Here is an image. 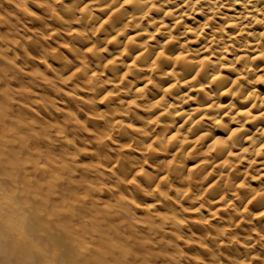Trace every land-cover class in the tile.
Listing matches in <instances>:
<instances>
[{
  "label": "clouds",
  "instance_id": "obj_1",
  "mask_svg": "<svg viewBox=\"0 0 264 264\" xmlns=\"http://www.w3.org/2000/svg\"><path fill=\"white\" fill-rule=\"evenodd\" d=\"M0 264H264V0H0Z\"/></svg>",
  "mask_w": 264,
  "mask_h": 264
}]
</instances>
